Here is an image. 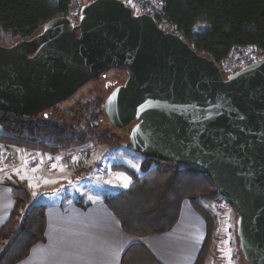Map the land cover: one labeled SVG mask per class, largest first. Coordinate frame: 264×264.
Wrapping results in <instances>:
<instances>
[{
  "label": "water",
  "instance_id": "1",
  "mask_svg": "<svg viewBox=\"0 0 264 264\" xmlns=\"http://www.w3.org/2000/svg\"><path fill=\"white\" fill-rule=\"evenodd\" d=\"M111 70L126 78L101 104L110 125L128 129L138 154L207 177L236 216L243 261L264 264V59L224 76L150 15L86 0L79 24L57 16L31 38L0 44V110L37 117ZM253 160L258 179L247 175Z\"/></svg>",
  "mask_w": 264,
  "mask_h": 264
},
{
  "label": "trees",
  "instance_id": "2",
  "mask_svg": "<svg viewBox=\"0 0 264 264\" xmlns=\"http://www.w3.org/2000/svg\"><path fill=\"white\" fill-rule=\"evenodd\" d=\"M163 1L169 18L184 32L185 41L198 54L213 59L218 65L234 45L255 43L264 49V0ZM66 2L0 0V33L15 40L31 38L41 31L47 21L61 15ZM199 22L206 23V27L194 31ZM223 75L226 76L225 73ZM103 100V97L78 99L66 109L55 105L34 118L0 110V142L52 154L69 149L73 141L81 144L88 138H94L108 147L129 146L128 132L120 138L110 127L103 126ZM143 157L141 173H135L123 164L111 165L114 170L126 171L132 176L133 183L129 189L104 196V204L125 232L144 236L169 231L178 220L181 203L188 200L206 225L205 238L194 264L211 263L219 222L216 214L203 201L218 197L212 183L185 164L165 162L167 166L159 168L151 165L152 160H159ZM11 194L13 208L0 228V246L3 245L0 264H17L28 255L34 244L44 241L45 207L34 204L21 214L29 204L31 194L22 186L12 187ZM76 203L85 207L79 199ZM234 235L237 247L234 255L241 256L244 263L236 229ZM120 264L161 263L145 245L134 242L123 252Z\"/></svg>",
  "mask_w": 264,
  "mask_h": 264
},
{
  "label": "crops",
  "instance_id": "3",
  "mask_svg": "<svg viewBox=\"0 0 264 264\" xmlns=\"http://www.w3.org/2000/svg\"><path fill=\"white\" fill-rule=\"evenodd\" d=\"M113 149L116 148H112L111 152L101 146L91 151L88 149L85 160L72 164L58 161L56 167L41 170L29 166L21 168L19 173L6 167L0 171V228L13 208L11 190L14 186H23L36 204L45 207L44 241L34 244L28 255L17 264H116L110 256L116 249H119L117 256L120 264L123 252L134 242L145 245L161 264L195 263L205 238L206 225L188 200L181 203L178 220L167 232L135 236L121 228L115 215L103 202L104 196L124 190L103 185L104 180L113 179L109 176V170L118 172L111 165L123 164L128 167L123 161L109 162L105 158L106 153L111 157L118 156L120 151ZM128 149L121 152L132 157ZM66 151L58 152L57 156ZM82 161L84 163L79 166ZM140 161L137 159L134 163ZM100 162L107 165L103 177L91 178V171ZM21 176L26 178L21 179ZM89 178L95 179L93 183L88 181ZM45 180L55 183H45ZM69 181L72 183L69 184ZM98 183L103 185L102 189L97 187ZM114 183L118 181L114 180ZM61 193L66 195L64 199L60 198ZM98 193L102 194L96 199ZM89 196L93 200H89ZM77 199L85 207L79 206Z\"/></svg>",
  "mask_w": 264,
  "mask_h": 264
},
{
  "label": "built area",
  "instance_id": "4",
  "mask_svg": "<svg viewBox=\"0 0 264 264\" xmlns=\"http://www.w3.org/2000/svg\"><path fill=\"white\" fill-rule=\"evenodd\" d=\"M125 5L129 6L133 15L147 14L154 18L158 27L164 31L170 32L185 40L184 32L179 28L177 23L170 20L167 15L165 3L163 0H121ZM85 0H67L61 16L68 21L77 25L80 21L81 8ZM264 59V49L255 43H248L245 45H234L229 52L221 59L219 67L221 72L226 75L237 71L252 61ZM3 147L0 148V153L3 154V159L0 160V168L7 169L26 168L35 166L38 169H46L53 167L58 161L72 164L75 161L86 159L87 151L81 148H70L61 155L58 159L57 154H52L46 151L37 149H28L26 147H18L10 144L0 142ZM73 158H76L75 160ZM3 161L8 162V167L2 165ZM27 162V163H25ZM107 165L100 162L96 165L90 173L91 178H101ZM86 180L85 177L82 179ZM66 195L60 194V198L64 199ZM213 210L219 222V231L215 244V259L218 261L223 259V240L226 232L229 229L230 222V206L220 196L213 199ZM217 261V262H218Z\"/></svg>",
  "mask_w": 264,
  "mask_h": 264
},
{
  "label": "rangeland",
  "instance_id": "5",
  "mask_svg": "<svg viewBox=\"0 0 264 264\" xmlns=\"http://www.w3.org/2000/svg\"><path fill=\"white\" fill-rule=\"evenodd\" d=\"M205 27H206V23L199 22V23H197L194 26L193 30L194 31H199V30L204 29ZM15 41L16 40L14 38H12L11 36L0 33V44H2V45H10V44H12ZM125 78H126V74L123 71L111 70V71H109V73L107 75V80L103 81L102 78H100V79L97 78V79H94V80H91V81L85 83L82 87H80L78 89V91L74 95H72L69 99L59 103L57 106L59 108L66 109L67 107H69L70 105L75 103L78 99L88 100V99H93L95 97H103V98H105V96H106L105 94L106 93L103 91V89H104L103 86L106 83V81H108V79H109V80H114L116 82V84H121V83H123ZM104 121H105V123H103V126L110 127V130L113 131L114 134L119 136L120 138L121 137H125V134L128 132V129L114 130V128L110 125V123L107 121L105 116H104ZM98 146H101L103 149H106L107 151H110V152L112 151L111 150L112 148H116V149H113L114 151H120V152H118V156L119 157L118 156L117 157H111L108 153H106L105 154V158L109 162L113 161V162L119 163L121 161L125 162V161H128V160H131L134 163L137 159L138 160L140 159L141 160L140 162H143V158H144L143 155L138 154L132 148H130L129 146H127L125 144H122V145L117 146V147H108L105 144L98 142L94 138H88L85 142H83L81 144H78L75 141H73L71 146L69 147V149L70 148L71 149L72 148H81V149H86V151L88 152V149H90V151H91L92 149H94V148H96ZM127 148H129L128 150L132 153L131 154L132 157H130V154H124V152H121V151H125V149H127ZM140 162H138V164ZM77 163H79V162H77ZM81 163H84V162L82 161L78 165L80 166ZM2 165H4V166L6 165L8 167V162L7 161H3ZM75 165H76V163H75ZM151 165L152 166H157L159 168H164V167L167 166V164L165 162H162V161L157 162V161H154V160L151 161ZM138 173H141V171L139 170ZM94 180L95 179L92 180V179L89 178L88 181L90 183H93ZM212 201L213 200H204L203 202L205 203L206 207L209 210H212L214 212ZM34 204H36V203L33 201L32 197H31L29 204H27L26 208H24L22 210L21 214L22 213L24 214L25 211L31 205H34ZM230 210H231V208H230ZM19 218L21 219V216H19ZM19 218H18V220H19ZM230 220H231V223L229 222V226H231V229H230V231L228 229V231L226 232V234L224 236V240H223V244H224L223 252H222L223 253V259L218 261L217 259H215V256H214L215 254L213 255L212 251H211V257L213 255V259L211 258V263L212 264H228V261L226 259V254H227V252L229 250H231V252H232L233 264H248V263H245V262L243 263L242 262L241 256L235 257V255H234L237 252L236 239H235V235H234L235 229H236V226H235L236 216H235V214H233L232 210H231V213H230ZM17 222H19V221H17ZM2 247H3V245L0 246V251H1Z\"/></svg>",
  "mask_w": 264,
  "mask_h": 264
},
{
  "label": "snow or ice",
  "instance_id": "6",
  "mask_svg": "<svg viewBox=\"0 0 264 264\" xmlns=\"http://www.w3.org/2000/svg\"><path fill=\"white\" fill-rule=\"evenodd\" d=\"M143 107L144 106L141 105V108H143ZM237 118L241 119V120L244 119L243 116H238ZM206 119H211V117H206ZM139 128H140V125H137L136 128L134 129V131H138ZM2 147L3 146L0 145V148H2ZM3 158H4L3 154L0 153V160H2ZM58 159H59V157H58ZM73 159L75 160L76 158H73ZM25 163H27V162H25ZM125 163L128 165L129 169L134 170L135 172H138L140 170V165L133 163L131 160L125 161ZM252 164H253V167L248 170L247 175L254 178V179H258V174H257V171L255 169V164H256L255 160L252 161ZM53 167H56V165H54ZM260 168H261L260 175H264V162L261 163ZM36 170L37 169H33V171H36ZM0 171H3V168H0ZM14 171L19 173L20 169L16 168V169H14ZM109 176L113 177V179L104 180L103 185H109L113 189H117V188L129 189L133 183L132 176L128 175V173L126 171H118V172L113 173L111 170H109ZM25 178H26L25 176H21V179H25ZM114 180L118 181V183H114ZM44 182L45 183H55V181H48V180H45ZM71 183L72 182L69 181V184H71ZM103 185L98 183L97 187L102 189ZM30 186H35V185L30 184ZM100 194H102V193L97 194L96 199L99 198ZM33 196H35V193H33ZM89 200H93V197L89 196ZM118 252H119V249H116L112 253H110L111 259L115 260L116 264H118V256H117ZM226 259L228 261V264H233L231 250H229L227 252Z\"/></svg>",
  "mask_w": 264,
  "mask_h": 264
},
{
  "label": "flooded vegetation",
  "instance_id": "7",
  "mask_svg": "<svg viewBox=\"0 0 264 264\" xmlns=\"http://www.w3.org/2000/svg\"><path fill=\"white\" fill-rule=\"evenodd\" d=\"M99 79H100V78H99ZM104 80H107V77L104 78L103 81H104ZM108 81H111L112 84H111L108 88H106V87H105V84H104V86H103V88H104L103 91L106 93V94H105L106 96L111 92V90H112V89L114 88V86L116 85V82H115L114 80H109V79H108ZM114 82H115V83H114ZM106 96H105V97H106Z\"/></svg>",
  "mask_w": 264,
  "mask_h": 264
},
{
  "label": "bare ground",
  "instance_id": "8",
  "mask_svg": "<svg viewBox=\"0 0 264 264\" xmlns=\"http://www.w3.org/2000/svg\"><path fill=\"white\" fill-rule=\"evenodd\" d=\"M61 16V15H60ZM169 17V16H168ZM171 20V19H170ZM172 21V20H171ZM175 23V22H174ZM187 42V41H186ZM188 43V42H187ZM230 206V205H229Z\"/></svg>",
  "mask_w": 264,
  "mask_h": 264
}]
</instances>
